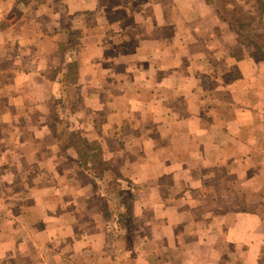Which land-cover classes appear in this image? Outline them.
Wrapping results in <instances>:
<instances>
[{
  "label": "crops",
  "instance_id": "obj_1",
  "mask_svg": "<svg viewBox=\"0 0 264 264\" xmlns=\"http://www.w3.org/2000/svg\"><path fill=\"white\" fill-rule=\"evenodd\" d=\"M230 33L208 0H0V182L40 194L0 199V264H264V60ZM79 137L138 185L139 237L86 207Z\"/></svg>",
  "mask_w": 264,
  "mask_h": 264
},
{
  "label": "rangeland",
  "instance_id": "obj_2",
  "mask_svg": "<svg viewBox=\"0 0 264 264\" xmlns=\"http://www.w3.org/2000/svg\"><path fill=\"white\" fill-rule=\"evenodd\" d=\"M264 1V0H263ZM209 4L212 6L214 12L216 13V16L219 18V20L222 21V23L225 24L226 28L231 32L230 34L232 35V37H236V40L239 44L242 45L243 48L247 49L245 52L247 54L250 55H254L256 58L264 60V45H263V39H264V7L259 6L257 4V0H208ZM264 5V4H263ZM218 34H220V30L218 31ZM236 55H243L242 49L236 48L234 49V57ZM232 76L235 75L234 71H230ZM227 78H230L229 76ZM226 78V79H227ZM215 79V78H214ZM80 95H75L74 92L71 93L70 95V101L73 103H77V101L81 100L79 99ZM58 108V107H57ZM76 108V107H75ZM71 111H69L70 113ZM227 115L229 114V112H226ZM72 114V113H71ZM52 116V117H51ZM50 118H54V120H60V115L55 111L54 114L50 115ZM66 120H63L61 124H58L56 126V134L57 135H61L60 137H64L66 135H68V137H72V134H76L73 131L68 130V132H65L64 130L66 129V126L64 125V123L68 122L67 117L65 118ZM53 122V121H52ZM55 123V121H54ZM70 133H72L70 135ZM62 139V138H61ZM75 143H77L78 147L84 149L87 155V151L90 153V155L88 156V161L90 162L93 161V163L95 164L96 168H94V175L100 174L99 172H101V176L97 177L99 179H102L103 182H100V184H103V187L100 186V184H96L98 185L97 187H90V191L89 194L87 196H85L86 199V207L87 208H92V206H94V204H96L97 202V208L101 211V213L103 212L104 214H108L109 212L115 217L116 215H125V221L126 222H130L129 225V235L132 233H136V236L139 237V230L137 232V228L140 225V221L135 222L134 220L129 221V214L131 209L129 207L130 205V201L133 197V195L137 192L136 190L137 188V184L134 183L131 179L129 178H125L123 177L121 174H119L118 172H116V168L113 167L111 168L109 166V164L106 162L107 159H102L99 156H97L96 148L100 149L99 145L95 142V143H82V139L79 138H75L72 139ZM0 148L2 147V143H0ZM64 144L62 143L61 146H63ZM77 147V146H76ZM82 155L77 153V158L78 161L82 160ZM92 157V158H91ZM92 164V163H91ZM73 164H64V167H67L68 171H69V179H71L72 181L69 180V182H73L75 183V181H80V178H78L73 172ZM115 168V169H114ZM65 172L63 177L65 176ZM39 176V175H38ZM41 177H47V175H40ZM30 180V182H32L34 184V186H36V182H34L36 179H39L38 177L34 176L32 178V176H27ZM60 177L57 178V180ZM73 178V179H72ZM22 179L25 181L26 184H29L27 182V178L26 176H22ZM219 180V179H218ZM226 182L228 183V185H235L234 182H232L234 179L232 177H227ZM222 180V181H225ZM218 182V181H216ZM22 183L21 187L19 188L18 186H13V190L10 188H7L4 184H2V182H0V199H5V198H13V197H19V198H23L26 199V197L32 198L34 196H40L39 191L35 190V194L32 192L31 187H27V185ZM218 185H222V182L218 183ZM30 186V185H29ZM108 186V187H107ZM232 189H229V191H231ZM87 192V193H88ZM219 192V191H218ZM55 190H53L51 192V199L53 198V196L55 195ZM58 197L60 196L59 194ZM107 196H110V198L113 200L114 203L116 204V207H113L110 209L106 206L105 203V198H107ZM230 197H237L236 194L232 191V193L230 192ZM240 198V196H239ZM234 199V198H233ZM107 203V201H106ZM118 203H120V209H118L117 205ZM122 203V204H121ZM227 208V206H226ZM230 208H236V207H230ZM238 208H241V205L238 204ZM245 210H251L252 207L251 206H244ZM148 214V213H147ZM151 215V214H149ZM113 217H111L112 220ZM117 218V217H115ZM114 218V221H115ZM146 219V217H145ZM18 223V222H17ZM145 223H147L148 225L150 223H148V221H146ZM3 225V222L0 221V226ZM105 225H109L108 229H109V233L110 235L112 233H116L115 231V223L109 221L106 222ZM112 225V226H111ZM12 225L9 226V228ZM93 226L92 224H87L86 227ZM150 227V226H149ZM151 228V227H150ZM125 229V228H124ZM121 233V229L119 230V234ZM133 240V239H131ZM120 244L123 247H126V245L128 244L127 242V237L126 239H120ZM93 253H88L86 255L85 258H83L84 264H95L96 260L94 257V255H91Z\"/></svg>",
  "mask_w": 264,
  "mask_h": 264
},
{
  "label": "trees",
  "instance_id": "obj_3",
  "mask_svg": "<svg viewBox=\"0 0 264 264\" xmlns=\"http://www.w3.org/2000/svg\"><path fill=\"white\" fill-rule=\"evenodd\" d=\"M257 4L259 5V6H262V7H264V1L263 0H257ZM263 45H264V39H263ZM82 143H85V144H87V142L85 141V140H83L82 141ZM72 144V143H71ZM95 150H97L96 151V154L98 155L99 154V149L98 148H96ZM86 151L84 150V149H80V151H78V153H80L83 157H82V162L83 163H81L80 164V166H83V165H85V166H87V167H95V164L93 163V161H91L90 160V162H87L88 161V156H86V153H85ZM92 163V164H91ZM100 174H95L94 176H96V177H100L101 176V172H99ZM122 204V203H121Z\"/></svg>",
  "mask_w": 264,
  "mask_h": 264
}]
</instances>
